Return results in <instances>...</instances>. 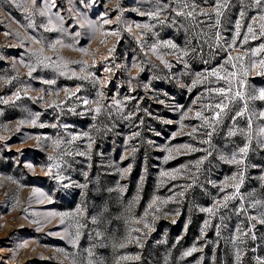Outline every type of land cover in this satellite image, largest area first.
Returning a JSON list of instances; mask_svg holds the SVG:
<instances>
[{"label": "rangeland", "instance_id": "rangeland-1", "mask_svg": "<svg viewBox=\"0 0 264 264\" xmlns=\"http://www.w3.org/2000/svg\"><path fill=\"white\" fill-rule=\"evenodd\" d=\"M261 15L0 0V264H264Z\"/></svg>", "mask_w": 264, "mask_h": 264}, {"label": "snow or ice", "instance_id": "snow-or-ice-1", "mask_svg": "<svg viewBox=\"0 0 264 264\" xmlns=\"http://www.w3.org/2000/svg\"><path fill=\"white\" fill-rule=\"evenodd\" d=\"M36 3V0H33V4H35ZM255 3L257 4V5H261V4H264V0H255ZM53 6H55V4L53 3ZM184 6H188V5H184ZM41 15H44L45 13H40ZM178 14H180V13H178ZM155 15H159V13L157 12V13H155ZM187 15L188 16H192L193 15V12L192 11H189L188 13H187ZM241 15H243V13H241ZM260 20L261 21H264V15H261L260 16ZM51 22V21H50ZM137 27H140V25H137ZM144 27H147V25H144ZM237 27H239V25H237ZM259 27H260V29L262 30L261 31V35H264V23H261L260 25H259ZM131 29H129V31H130ZM248 32L249 33H252L253 32V28L251 27V26H249L248 27ZM245 39H247V37L245 38ZM167 47H171V48H175L176 47V45H174V44H169V45H166ZM154 52H155V47L152 49ZM258 50H264V44H262L261 46H260V49H258ZM255 54V53H254ZM234 59H236V60H242L243 58L242 57H239V56H237V57H232V56H228V59H227V61H226V63H231ZM261 64H264V61H261L260 62ZM236 65L235 64H233V67H235ZM208 75L209 76H213V77H217L218 79H225V77H223V76H220L219 75V72L218 71H211V72H209L208 73ZM229 75H232V76H234L235 75V73H230ZM207 78V77H206ZM216 92H217V94L218 95H221V96H225V90L223 89V88H221V89H217L216 90ZM237 96H240V93H237L236 94ZM17 99H19V94H17ZM250 99H252V100H256V99H260V100H264V89H261L260 91H259V95L257 96V95H255V94H252L251 96H250ZM115 103H116V105L118 106L119 105V101H115ZM84 104H88V101L87 100H85L84 101ZM215 109H218L219 111H216L215 113H214V115H213V117H212V122H210L209 120H208V118H206V117H203V115H202V112H200V111H197L196 113H195V115H196V117L197 118H201V119H203V123H204V125L205 126H207V127H213V124L214 123H218L219 122V118H220V116H221V113H223L224 111H225V108L227 107V105H225L224 103H223V101H220V102H217L216 104H215ZM245 109H247V105H245ZM100 108H96L95 109V111L96 112H100ZM236 115L237 116H243V113H241V112H238V113H236ZM259 116L260 117H264V111H262V112H260L259 113ZM248 126H249V128H251V120H249V123H248ZM197 131V129L196 128H193V132H196ZM206 135H208L209 137L212 135V133L211 132H207L206 133ZM229 135H234V133H229ZM257 135L259 136V137H261L262 139L259 141V143L261 144V146L262 147H264V127H261L260 129H259V132L257 133ZM250 139H251V137H249ZM73 139H75V137H73ZM205 142H207V141H205ZM194 150V149H193ZM240 151L242 152V153H247V151H248V148H247V146H245L244 148H241L240 149ZM49 159H52L51 157H49ZM222 159H223V157H222ZM233 162H236V163H241L242 161H236L235 160V158H233ZM201 163H202V161H201ZM56 167H59V165H56ZM49 172H51V168H49ZM161 175L162 176H167V175H169L168 173H166V172H164V173H161ZM235 179V178H234ZM235 188H236V190H237V192L239 191V185H235ZM232 197H225V200L227 201L228 199H231ZM203 211H205V212H212L213 211V209L212 208H205V209H203ZM261 223H264V219H262L261 221H260ZM145 226H147V225H145ZM193 251H196V249L195 248H193L190 252H186L185 253V255L187 256V255H191V252H193Z\"/></svg>", "mask_w": 264, "mask_h": 264}]
</instances>
